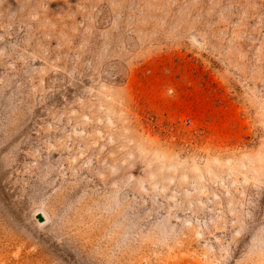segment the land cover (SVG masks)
I'll return each instance as SVG.
<instances>
[{
	"label": "rangeland",
	"instance_id": "rangeland-1",
	"mask_svg": "<svg viewBox=\"0 0 264 264\" xmlns=\"http://www.w3.org/2000/svg\"><path fill=\"white\" fill-rule=\"evenodd\" d=\"M0 264H264V0H0Z\"/></svg>",
	"mask_w": 264,
	"mask_h": 264
},
{
	"label": "water",
	"instance_id": "water-1",
	"mask_svg": "<svg viewBox=\"0 0 264 264\" xmlns=\"http://www.w3.org/2000/svg\"><path fill=\"white\" fill-rule=\"evenodd\" d=\"M40 220L43 222L44 218L42 217V215L39 216Z\"/></svg>",
	"mask_w": 264,
	"mask_h": 264
}]
</instances>
